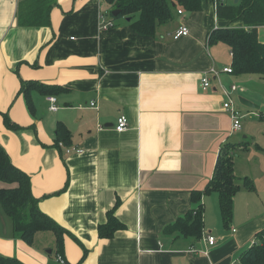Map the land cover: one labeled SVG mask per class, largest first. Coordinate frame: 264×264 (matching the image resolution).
Masks as SVG:
<instances>
[{"label": "crops", "instance_id": "1", "mask_svg": "<svg viewBox=\"0 0 264 264\" xmlns=\"http://www.w3.org/2000/svg\"><path fill=\"white\" fill-rule=\"evenodd\" d=\"M32 1L0 0V143L29 175L39 209L66 230L62 259L73 264H234L264 228V181L258 178L264 172V146L233 137L236 131L222 103L239 89L233 82L237 90L228 96L223 92L236 74L222 71L231 67L228 46L209 43V36L217 28L241 27V19H220L214 0H201L199 10L177 12L154 36H145L125 18L100 29V10L108 9L101 0H54L48 25H23L19 14L31 9ZM181 24L189 34L173 38ZM262 27L258 38L264 42ZM219 44L228 55H222ZM211 67L217 75L209 73L210 86L203 88L201 78ZM25 84L27 92L21 89ZM47 96L55 97V110L49 109ZM252 109H258L251 112L252 121L264 124V111ZM120 114L128 120L122 132L114 129ZM4 115L17 127H8ZM58 123L69 131L63 145L81 153L67 154L54 145ZM227 142L237 144L235 150L245 143L255 149L260 163L251 173L252 164L233 151L234 174L257 182L250 179L254 198L240 189L233 206L240 197L246 208H234L222 228L218 219L208 220L206 204L218 203L211 191L201 198L200 239L166 232L194 206L190 192L206 186ZM112 208L124 227L100 238L97 227ZM207 235L215 237L214 244L204 241ZM4 239L0 254L25 264H60L51 230L37 231L26 244L11 227Z\"/></svg>", "mask_w": 264, "mask_h": 264}, {"label": "trees", "instance_id": "2", "mask_svg": "<svg viewBox=\"0 0 264 264\" xmlns=\"http://www.w3.org/2000/svg\"><path fill=\"white\" fill-rule=\"evenodd\" d=\"M43 2V4L41 3ZM216 0L215 12L220 19L240 18L241 27L217 28L210 32L209 43L221 42L228 46L231 53L233 74H257L264 78V42L258 38V27L264 26V0H238L236 3ZM39 5H38V3ZM54 0H33L32 7L25 14H19L23 25L44 26L49 24L48 7ZM101 5L109 9L111 19H127L129 26L137 34L154 36L157 28L173 20L178 10L193 12L201 7V0H101ZM118 10L116 15L113 10ZM29 84L22 86L27 92ZM49 88H53L48 86ZM51 92V91H50ZM29 107L32 105L28 101ZM4 119L10 128L17 126ZM69 137L68 129L61 123L56 128L54 145H64ZM235 143H224L220 148L212 176L202 190H192L190 197L194 206L167 225L166 232H177L183 236L200 239L203 229L204 208L201 198L215 191L222 222L229 224L233 215V197L241 189L254 190L248 177H238L233 170V151ZM0 205L11 221L14 234L26 244H31L37 231L51 230L55 235V253L62 256L63 236L66 230L38 207V198L31 191L30 177L15 166L0 143ZM124 227L114 215V209L107 212L106 222L99 224L97 233L100 238H110L114 232ZM254 242L239 255L234 264H264V228L255 233ZM0 264H25L14 256L0 254ZM64 264H73L64 261ZM77 264V263H76Z\"/></svg>", "mask_w": 264, "mask_h": 264}, {"label": "rangeland", "instance_id": "3", "mask_svg": "<svg viewBox=\"0 0 264 264\" xmlns=\"http://www.w3.org/2000/svg\"><path fill=\"white\" fill-rule=\"evenodd\" d=\"M260 38L264 40V27L260 28ZM218 48H221L223 56L228 55L227 48L225 46L219 44ZM234 76H233V79L229 80L230 83L227 84L226 88H229L230 84L233 82L239 87L237 91L232 93V101L234 103V106L238 107L241 113L242 119H241V129L236 131L233 137H235L236 139V138H242L243 136H246L249 142L258 141L261 144V146H264V124H258V122L252 121L251 116H250L251 112L253 111L258 112V109L253 110L252 108L242 105L239 101V98H244L246 100L251 101L253 104H255L259 108V110L264 111V79L254 74H245L244 76H241V79H236L237 76L236 75ZM244 91H249L253 97V100L248 99L246 95L248 93H245ZM247 144L248 143H245L244 148H241V146L238 147L235 150V152L236 154H240L242 156L241 158L244 159L246 162H248L250 165L252 164L249 170V172L251 173L254 170L253 168L258 166V163H260L259 162L260 160L255 159V153H254L255 149H253L251 145L248 146ZM241 163L243 162H239V164ZM246 177L253 180L255 185L257 184V182H255L251 176H246ZM258 178L261 181H264V172L260 173ZM241 191L244 192V194H247V196H252L253 198H254V195H256V193H252V192L249 193V191L245 188H241ZM245 201L246 200H242V198L239 197V201L237 203L238 207L234 203L233 214H234V208H239V212H240V208H246ZM205 208L208 211L207 213L208 220L216 221L218 219L223 228V223L219 216V206H218L217 200H215L214 203H207ZM8 228L11 230L10 218L4 212L2 206L0 205V240H6L4 239V234H7L10 232ZM43 238L45 237L43 236ZM205 240H206V237L204 238V241ZM200 242L203 243V240L201 239Z\"/></svg>", "mask_w": 264, "mask_h": 264}, {"label": "built area", "instance_id": "4", "mask_svg": "<svg viewBox=\"0 0 264 264\" xmlns=\"http://www.w3.org/2000/svg\"><path fill=\"white\" fill-rule=\"evenodd\" d=\"M214 2H216V0H214ZM178 13L181 12V10L177 11ZM109 10L102 7V9L100 10L99 13V20H98V26L100 29H109L110 27L113 26L114 22L111 19V17H109ZM189 34V29L186 25H179L178 28L173 32V38H178L180 36H185ZM222 71L224 72H228L231 73V67L227 66V67H223ZM218 70L215 69L214 67H211L208 70V73L206 72V74H204L201 78V86L203 88H208L210 86V82H209V76L208 74H214L217 75ZM237 90V86L235 84H231L229 86V89H224L223 88V92L228 96L230 95V93L232 91ZM47 100L49 101L50 105H49V109L50 110H55L56 109V105H55V97L53 96H47ZM90 105L93 106L94 102H90ZM223 108H225L226 111L229 112L230 116H231V121H232V131H238L241 129V113L238 110L237 107L234 106V103L231 99H228L227 101L222 103ZM128 128V120L127 117L124 114H120L119 116H117L115 124H114V129L118 132H122L125 131ZM58 145L61 147H63L65 153H81L83 150L81 148H71L68 146H64L62 142H59ZM234 230V229H233ZM206 241L208 242L209 245H212L215 243V237L211 236V235H207L206 236ZM56 260L60 263V264H64V260L62 259L61 256L57 255L56 256Z\"/></svg>", "mask_w": 264, "mask_h": 264}, {"label": "water", "instance_id": "5", "mask_svg": "<svg viewBox=\"0 0 264 264\" xmlns=\"http://www.w3.org/2000/svg\"><path fill=\"white\" fill-rule=\"evenodd\" d=\"M237 1L238 0H233V3H236ZM117 13H118V10L117 9L112 11V14L113 15H116ZM239 101H240V103L242 105L247 106L249 108H257V106L255 104H253L251 101L246 100L244 98H239Z\"/></svg>", "mask_w": 264, "mask_h": 264}]
</instances>
